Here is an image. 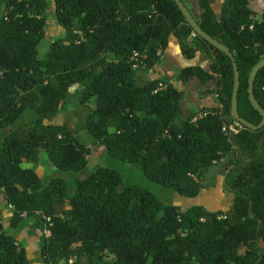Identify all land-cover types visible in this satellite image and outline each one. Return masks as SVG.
<instances>
[{"label": "trees", "instance_id": "1", "mask_svg": "<svg viewBox=\"0 0 264 264\" xmlns=\"http://www.w3.org/2000/svg\"><path fill=\"white\" fill-rule=\"evenodd\" d=\"M52 1L64 33L40 55L47 0H0V195L13 208L10 227L17 228L23 214L42 229L49 219L50 234L37 253L43 264H264V126L243 127L231 138L221 131L223 118L232 120L231 59L194 33L174 0ZM181 1L201 30L233 55L238 114L257 125L261 116L248 99L247 80L264 58V12L254 22L247 0H224L218 14L211 0H196L194 16ZM170 35L188 59L199 49L210 54L208 70L187 66L175 79L212 80L219 107L183 115L185 92L145 77ZM134 51L146 55L145 69L132 68ZM158 82L165 88L154 92ZM74 87L91 142L182 196L196 197L208 168L234 152L223 178L232 205L182 210L123 182L109 166H95L74 181L60 175L88 167L89 148L75 130L53 121ZM253 92L264 110V67ZM49 162L57 175L48 178L28 165ZM0 264H31L4 232L1 206Z\"/></svg>", "mask_w": 264, "mask_h": 264}, {"label": "rangeland", "instance_id": "2", "mask_svg": "<svg viewBox=\"0 0 264 264\" xmlns=\"http://www.w3.org/2000/svg\"><path fill=\"white\" fill-rule=\"evenodd\" d=\"M192 8V12L196 15V7L195 0H187ZM47 11H46V25L44 28V38L39 44L38 52L40 55H43L49 42L52 39H56L63 35L62 27L57 23L55 18L54 11V3L52 0H47ZM208 70V68H206ZM194 79V78H193ZM190 79V81H180L175 79L174 86L176 89L183 90L185 92V96L183 101L181 102V109L183 115H188L191 113L196 114V106L198 105V96L197 91H202L203 94L208 93L210 90H215L216 86H214L213 81L210 80L209 84L210 88L204 85L203 81L199 79ZM78 88H72L70 91L68 101L62 108V110L57 113V115L53 118V121L58 124H64L68 126L70 129L76 131V135L79 140L87 145H90L92 148V152L90 153L88 168L83 173H73V174H60L66 177L69 181H74L82 178L86 172L92 169L95 166H109L119 170L122 174L123 182L134 183L139 185L142 188L148 189L152 192L160 201L165 204H173L180 206L181 208L188 209L191 206L202 205L206 210L214 211L218 209V194L222 189V179L227 169L230 167V162L234 158V152L228 154L221 161L212 164L205 175L203 180V189L200 190L199 194L194 198H188L182 196L172 189L164 187L158 183L152 182L144 177L141 171L136 167H131L128 165H123V163L115 158H111L107 156V154L102 150L101 146H96L92 142H90V136L85 130L84 127V119L86 115V109L83 108L82 105L75 103L78 97ZM218 100V99H217ZM94 101L93 98L87 101V106L91 107ZM47 120H45L46 122ZM260 145V155L264 158V141H259ZM47 168V167H46ZM48 170V168H47ZM212 189V190H211ZM43 236V235H42ZM109 260V259H108ZM105 261L104 264H109V262ZM39 263V260L34 261L32 264Z\"/></svg>", "mask_w": 264, "mask_h": 264}, {"label": "crops", "instance_id": "3", "mask_svg": "<svg viewBox=\"0 0 264 264\" xmlns=\"http://www.w3.org/2000/svg\"><path fill=\"white\" fill-rule=\"evenodd\" d=\"M223 1L224 0H211V9L213 10L215 14H218L220 12ZM247 1H248L249 8L253 11V18L262 19L263 12H264V0H247ZM185 2L187 3L189 9L192 12V8L190 7V4L188 3V1L185 0ZM195 7H196V15H197L198 7H197L196 0H195ZM192 14L196 16L193 12ZM211 60H212V57L210 56V54L207 53L203 49L197 50L192 58L188 59L184 57L180 52L177 39L173 35H170L168 39L167 48L159 56V59L156 61V63L150 69H148V71L145 74V77L148 79L162 78V79L169 81L170 83L174 85L175 77L177 73L180 71V69L187 67V66H198L206 70V68L209 67ZM209 82L210 80L204 82L203 84L206 85L208 88H210V85H208ZM197 96H198V105L196 106L197 111L202 108L220 106L219 101L217 100V95L214 92V90H210L206 94H203V92L199 90L197 91ZM45 123H47V121ZM90 142H91V139H90ZM87 147L89 148V151L91 153L92 152L91 146L87 145ZM102 150H104L103 147H102ZM90 153L87 157L90 156ZM88 164H89V159H88ZM28 165L29 167L33 169L35 174L40 178H43V177L48 178L50 176L57 175V172H54V173L51 172L50 171L51 168H49V165L46 166L45 163H35V164H28ZM46 167L48 168V170ZM221 186H222L221 192L218 194V198H219L217 202L218 209L216 210L225 211L232 205L233 195L227 192L223 188V179H222ZM0 206H1V223L3 226L4 232L7 234L13 235L16 238L17 243L25 249L26 256L30 260L31 264L36 260H39V263H36V264H43L37 255L38 250L41 246L42 238H43L41 224L38 221H36V219L33 217L24 216L22 217V220L17 228L15 229L11 228L9 225V221L12 215L13 208L11 207V205L7 203L3 195H0ZM199 206H202V205H199ZM181 209L185 210L184 208H181ZM260 248L261 250L264 251V245H262Z\"/></svg>", "mask_w": 264, "mask_h": 264}, {"label": "water", "instance_id": "4", "mask_svg": "<svg viewBox=\"0 0 264 264\" xmlns=\"http://www.w3.org/2000/svg\"><path fill=\"white\" fill-rule=\"evenodd\" d=\"M176 5L178 6L179 10L183 14L186 22L188 25L192 28L194 33L204 39L206 42H208L210 45L214 46L221 52L225 53L232 61L233 65V73H234V83H233V88H232V94H231V103H230V114L232 118L236 121H238L243 127L251 129V130H258L264 126V110L259 106L257 103L255 97H254V92H253V84H254V79L257 74V72L264 67V58H262L258 63H256L248 76L247 80V94H248V99L250 101V104L252 107L260 114L261 116V121L257 124L254 125L243 118H241L238 114L237 111V92L239 88V71L237 69V64L235 62V59L233 55L230 53V51L221 43L216 41L215 39L211 38L208 36L204 31L201 30V28L198 26L196 21L194 20L193 16L187 9V7L184 5V3L181 0H174ZM49 159V156H47ZM49 166H51L52 169H55V166L52 165V162H49Z\"/></svg>", "mask_w": 264, "mask_h": 264}, {"label": "built area", "instance_id": "5", "mask_svg": "<svg viewBox=\"0 0 264 264\" xmlns=\"http://www.w3.org/2000/svg\"><path fill=\"white\" fill-rule=\"evenodd\" d=\"M254 22H260L261 19H254ZM252 27V24L250 26V28ZM194 36V35H193ZM146 58V55L144 53H138L136 51H134L131 55V62H132V68L133 69H145V62L144 59ZM165 88V84L162 82H158L157 84V88L154 92H156L157 90L163 89ZM201 115H205V113H200L197 116H201ZM223 118V116H221ZM224 120L222 121V125H221V131L224 133V135H226L227 137L231 138L234 135H237L239 133V131L243 128V126L236 120H234L232 118V120H229L228 118L226 119L225 117L223 118ZM12 207V206H11ZM23 216H25L23 214ZM49 219L46 218V222L45 225L43 226L42 229V234L43 236L47 237L50 234L49 231Z\"/></svg>", "mask_w": 264, "mask_h": 264}]
</instances>
